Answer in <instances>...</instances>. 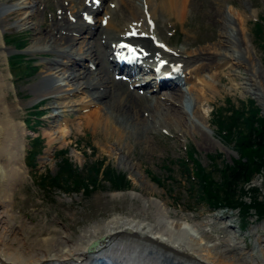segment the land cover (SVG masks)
I'll return each instance as SVG.
<instances>
[{"label":"bare ground","instance_id":"1","mask_svg":"<svg viewBox=\"0 0 264 264\" xmlns=\"http://www.w3.org/2000/svg\"><path fill=\"white\" fill-rule=\"evenodd\" d=\"M216 2L215 16L208 14L220 24L219 41L202 50L173 52L155 43L145 22H154L160 12L184 21L192 15L190 0H0V66L22 53L41 58L38 65L42 67L27 101L19 98L13 73L0 71L2 263L82 264L89 259V248L101 242L102 247H113V255L128 264H264V240L257 241L262 257H252L231 224L216 229L215 221L173 214L170 204L155 195L157 189L143 181L141 165L130 158L132 149L141 146L148 150L150 140L166 128H176L180 138L193 135L205 146L224 147L215 133L204 131L210 120L208 110L203 109L223 92L221 70H227L232 89L264 98V83L250 60L247 14L237 10L238 19L242 18L238 33V26L222 15V3ZM47 11L52 12L50 18ZM11 29L31 31L30 45L23 50L7 45L5 36ZM118 55L131 64L117 69L112 61ZM209 70L216 72L209 76ZM159 73L171 78L162 81ZM187 85L195 99L192 114L184 106ZM11 91L16 101L10 99ZM78 95H82L80 100L71 99ZM44 100L51 101L46 118L52 124L67 113H78L88 127L103 131L107 141L115 135L118 168L134 173L142 183L141 191L129 192L141 201L142 217L116 214L86 227L75 241L57 229L46 235L36 233L28 240L25 230L34 229L21 221L19 226L13 213L18 186L31 177L26 163L27 139L19 137L26 124L21 112ZM191 116L202 125L190 121ZM68 136L52 139L50 145L65 143ZM48 153L46 149L40 162L48 160ZM148 208L152 209V221L145 214ZM218 230L229 235L221 236ZM175 259L180 261L175 263Z\"/></svg>","mask_w":264,"mask_h":264},{"label":"rangeland","instance_id":"2","mask_svg":"<svg viewBox=\"0 0 264 264\" xmlns=\"http://www.w3.org/2000/svg\"><path fill=\"white\" fill-rule=\"evenodd\" d=\"M216 1L190 0L192 15L184 21L179 17H170L160 12L156 15L154 22L151 19L145 22V26H148L145 28L152 33L156 44L173 52L182 49L193 52L212 47L220 38V24L215 18L210 19L208 14L210 11V14L215 16L217 12L215 9L217 8ZM218 1L222 3L220 6L222 15L230 20L234 26H238V33L241 31L242 22L240 20L242 18L238 19L237 12L239 9L245 10L247 26L251 32L248 37L251 40L249 42L251 64L255 65L257 74H260L259 76L264 83V34L262 37L258 34L259 25H262V21H264V0H228L226 3L222 2L223 0ZM7 8L9 6H6ZM51 13V11H47V18H50ZM102 14H98L97 17H101ZM12 23L13 21L10 24ZM32 38L31 31L20 29H11L5 36L6 44L18 50H23L30 45ZM18 59L22 62L20 66L15 65ZM40 59L31 55L16 53L10 58L9 64L3 63L0 66V71L4 74L8 75V70L13 73V82L15 81L19 98L23 101L31 98L32 94L29 89L39 79V71L42 69L38 65ZM28 67L36 68V70L27 75L31 70H28ZM215 72V70L207 71L209 76ZM221 72L223 81L220 88L223 92L216 95L211 104L205 105L203 109L208 110V119L210 120L209 128L205 127L204 131H211V134L215 133L216 139L224 147L205 146L200 139L193 135L180 138L176 128H166L150 140L151 146L148 150H143L141 146L132 149L130 158L135 164L141 165L139 171L143 174V181L149 182L157 189L158 194L155 195L157 197L162 196L170 204L173 214H177L178 217L195 216L199 221L206 223L215 221L214 227L216 229L231 224L234 235L240 238V241L243 242L242 245L247 248L245 252L249 256H258L259 258L262 256L257 241L258 239L264 240V221H260L256 217L246 220L239 210L226 208L211 210L205 203L198 202V198L195 194L192 195L190 191L192 188L190 179L181 166L182 161H187L189 156H192L208 170H213L214 164L233 165L239 159V153L222 140L218 121L222 118L227 119L233 111L240 110L244 104L249 103H255L264 116V98L260 100L252 94H243L241 89H232L230 78L225 76L227 70H221ZM189 87L188 85L184 87L186 96L184 106L192 114L195 99ZM81 96L71 97V99L80 100ZM10 99L16 101L13 91L10 92ZM50 103V100H44L21 112V118L26 124L25 131L19 132V137L27 139L26 163L31 177L25 184L18 186L13 213L19 226L26 223L34 229L32 232L25 230L28 240L35 238L39 232L43 231L42 234L46 235L57 229V233H68L75 241L86 227L95 222L107 220L116 214L142 217L141 201L129 195L131 191H141L142 183L139 178L137 180L134 173L118 168L115 159L117 156L114 155L116 151L113 147L115 135L107 141L103 131L95 132L88 127L80 119L81 116L78 113H67L60 118L57 124H52L46 118L51 113V110L48 109ZM193 120L202 125L200 120L191 116L190 121ZM53 125L54 127H52ZM31 127L33 129H30ZM66 133L70 136L67 137L65 143L57 142L50 145L52 139L59 141L62 135ZM38 138L43 141L44 150L39 157L34 159L37 147L33 149V146H36L35 140ZM123 144L127 143L123 142ZM46 149H49L48 160L42 163L40 158ZM62 151L68 152L66 158L78 171L77 176L80 179L87 178L89 170L101 165L100 184L87 192L82 191L80 193H68L60 188L47 187L44 189L40 180L46 175L55 176L58 174L60 164L63 163L61 159L59 160ZM107 171H112L117 176L124 175L130 183L129 188L113 189L112 185L105 180ZM155 179L162 182V185H158ZM254 187L259 189L260 196L264 199V171L254 177L251 184L246 186V190ZM144 193L151 196L150 191ZM113 194H121V196H114ZM243 199L249 202L250 196L246 194ZM151 210L148 208L145 214L152 221ZM216 217H223V219L216 221ZM20 221L22 223H19ZM219 234L221 236L229 235V233L221 231Z\"/></svg>","mask_w":264,"mask_h":264},{"label":"trees","instance_id":"3","mask_svg":"<svg viewBox=\"0 0 264 264\" xmlns=\"http://www.w3.org/2000/svg\"><path fill=\"white\" fill-rule=\"evenodd\" d=\"M262 22L258 28L260 37L264 34V21ZM21 64L19 59L15 62L17 66ZM27 69H31L27 75L36 70L33 67ZM218 129L222 134V140L239 153V159L233 165L214 164L213 170H208L189 156L187 161H182L181 166L190 179L192 187L190 191L198 198V202L205 203L211 210L224 208L239 210L246 220L256 217L264 221V199L261 198L259 189L254 187L246 190V186L251 184L254 177L264 171V116L261 109L255 103L244 104L240 110L233 111L227 119H220ZM35 143L33 149L37 147V151L34 159L44 150L40 138L35 140ZM67 155V151L60 153L59 160L61 159L63 163L60 164L58 174L41 178L40 184L44 189L60 188L68 193H80L100 184L101 165L89 170L87 178L80 179L77 176L78 171L66 158ZM105 177L115 190L128 189L130 186L124 175L117 176L114 172L107 171ZM155 181L162 185L159 180ZM246 194L250 196L249 202L243 199Z\"/></svg>","mask_w":264,"mask_h":264},{"label":"water","instance_id":"4","mask_svg":"<svg viewBox=\"0 0 264 264\" xmlns=\"http://www.w3.org/2000/svg\"><path fill=\"white\" fill-rule=\"evenodd\" d=\"M102 248V244L101 242H96L95 244H93L90 248H89V251L91 253L95 252V251H98L99 249Z\"/></svg>","mask_w":264,"mask_h":264},{"label":"snow or ice","instance_id":"5","mask_svg":"<svg viewBox=\"0 0 264 264\" xmlns=\"http://www.w3.org/2000/svg\"><path fill=\"white\" fill-rule=\"evenodd\" d=\"M121 47H128L127 45H121Z\"/></svg>","mask_w":264,"mask_h":264}]
</instances>
